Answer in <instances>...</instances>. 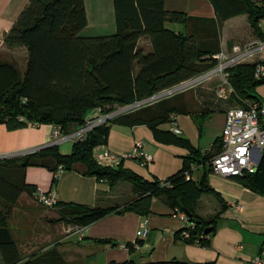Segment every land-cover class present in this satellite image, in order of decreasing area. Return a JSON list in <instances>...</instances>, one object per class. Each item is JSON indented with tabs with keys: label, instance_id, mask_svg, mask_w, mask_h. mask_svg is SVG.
I'll return each instance as SVG.
<instances>
[{
	"label": "trees",
	"instance_id": "1",
	"mask_svg": "<svg viewBox=\"0 0 264 264\" xmlns=\"http://www.w3.org/2000/svg\"><path fill=\"white\" fill-rule=\"evenodd\" d=\"M217 18L191 15L184 10L168 9L165 0H113L116 29L110 34L85 35L87 25L85 0H29L12 26L4 33L7 46L25 45L28 62L22 72L17 65L0 55V122L9 129L37 123L61 126L63 133L87 121L90 110L99 107L103 114L119 106L150 97L176 86L213 68L220 52V31L224 21L247 13L251 26L264 39L260 25L264 17V0H210ZM170 23L180 24L176 29ZM257 61L239 62L227 68L228 79L234 86L239 105L259 98L252 90L264 83L254 76ZM186 90L160 97L120 113L102 122L82 138L76 139L69 152L52 143L24 154L0 158V249L6 264H69L57 244L37 250L23 258L10 226L14 206L23 191L34 194L37 186L28 182L13 185L7 180L2 166H46L56 172L80 169L85 174L107 180L111 185L127 180L136 197L124 205L93 206L57 200L56 221L86 225L113 211L134 210L148 214L154 197L162 198L172 207L191 212L194 221L189 236L178 235L191 242L210 244L218 215L206 219L196 212L203 193H213L226 205L221 193L209 183L212 158L221 151L223 138L217 136L209 149L195 146L189 137L162 123L171 121L173 114L191 113L198 121L200 133L203 121L215 108L204 106L200 111L190 108L183 95ZM217 94V93H216ZM214 107V106H213ZM113 123L148 124L157 140L175 143L189 149L183 165L165 179L144 177L124 166L100 163L94 154L98 144L107 143ZM193 164L202 172L193 177ZM190 172L191 177H187ZM238 179L247 187L264 194V155L254 172H244ZM58 181L56 174L52 186ZM215 224L210 232L206 227ZM107 241L108 239H99ZM138 243L142 241L138 239ZM133 250V242H126ZM106 264H126L110 261ZM158 264H188L186 260L168 259Z\"/></svg>",
	"mask_w": 264,
	"mask_h": 264
},
{
	"label": "crops",
	"instance_id": "2",
	"mask_svg": "<svg viewBox=\"0 0 264 264\" xmlns=\"http://www.w3.org/2000/svg\"><path fill=\"white\" fill-rule=\"evenodd\" d=\"M28 1L0 0V55L4 54L5 57L2 56L4 59L14 62L17 66L25 64L27 66V47L7 46L4 42V33L12 26ZM165 6L168 9L187 11L191 15L217 18L210 0H165ZM85 7L87 25L82 30L83 34L100 35L115 31L113 0H85ZM170 25L176 29L182 27L177 23ZM260 25L264 29L261 21ZM220 38L222 50L229 49L235 44L245 46L251 41L263 39L251 26L247 13L226 19L220 31ZM253 57L251 62L264 60V49L256 52ZM203 93L200 90L201 96H197L195 93L186 92L183 98L188 105H191L193 99L201 98V102H207L204 106L222 110L225 114L226 109L230 107L229 102L214 104L212 103L214 97L212 99L211 95H202ZM209 117L207 116L203 121L202 134L195 116L186 112L173 114L174 119L162 123L161 126L173 130H175L173 126L179 128L178 133L189 137L195 146L206 150L212 146L215 138L221 135L219 133L214 137L208 134ZM51 124L35 123L9 129L5 123L0 122V158L24 154L31 148L52 144L49 141ZM137 139L142 140V148L152 153L154 159L145 165L139 158L130 157L124 159L123 164L149 179L163 180L177 171L183 165L184 155L189 152L187 147L157 140L152 128L144 123L135 125L113 123L108 141L102 145L112 152L121 154L132 150ZM75 140L76 138H67L57 143L63 152H69ZM2 167L5 177L13 185L20 186L28 182L36 185L37 188L55 190L58 200L66 202L104 207L121 206L137 195L131 182L130 185L123 186L122 183L127 180L111 185L107 180L85 174L80 169L62 168L54 172L41 165H28L25 170L21 166ZM193 170L191 175L194 178L202 172V168L198 169L194 164ZM54 174L57 175L58 181L52 186ZM209 183L221 193L226 203L223 206L213 193L208 192L203 193L198 200L196 212L201 217L210 219L218 215L216 225L210 224L216 227L210 237L209 245L181 238L178 231L185 225L184 220L175 215L172 211L173 207L160 197L153 198L152 209L148 214L134 210L113 211L80 226L79 230L71 233L65 231L68 224L63 221L61 222L65 225L60 230L54 229L53 232V209L49 207L38 209L39 214L33 217L34 226L24 228L25 232L19 236L16 233V216L21 212L19 217L26 216L25 222L33 219L28 217L33 211L32 206H28L32 203V195L23 191L14 206L10 226L23 258L34 251L53 247L56 243L69 264H106L110 261L126 264H158L173 258L186 260L188 264H242L245 259L264 248V194L245 186L238 176H224L210 172ZM238 203H242V207L239 208ZM142 223L148 227V233L140 238L142 243L139 247H134L131 251L123 244L138 239V231ZM101 238L108 240H99ZM0 264H6L1 249Z\"/></svg>",
	"mask_w": 264,
	"mask_h": 264
},
{
	"label": "built area",
	"instance_id": "3",
	"mask_svg": "<svg viewBox=\"0 0 264 264\" xmlns=\"http://www.w3.org/2000/svg\"><path fill=\"white\" fill-rule=\"evenodd\" d=\"M234 49L235 52L233 54H229L225 50L215 53L214 56L218 59V62L214 68L182 83L189 84L197 80V82H200L221 71L223 83L217 85L216 93L218 97L221 98L230 97L233 93H236V90L228 79L227 68L239 62H251L254 54L264 49V39L251 41L242 47L240 45H235ZM254 76L257 79L264 78V60H257L254 68ZM124 107L123 109L120 108V110L106 114H103L99 107L90 110L86 116V123L73 133H63L61 126L58 124H51L52 131L49 141L57 143L67 138H82L90 129L107 121L108 117H112L117 114L118 111L128 108V106ZM30 124H32V122H30ZM173 128L175 131L179 132V128L175 126H173ZM221 136L223 138V147L221 151L212 158V172L224 176H238L244 172H254L264 155V97L254 98L252 100L249 99L245 105L228 107L225 112V122ZM142 145V140L137 139L132 150L121 154L112 152L104 145V149L95 155L98 161L103 164L118 165L126 158L137 157L142 164L146 165L154 159V156L152 153L145 151ZM38 148L41 147L37 146L31 148L28 152ZM62 168V165H60L59 169ZM187 177H191L190 172H187ZM34 196L39 202L49 208L54 207L58 200L55 190L37 188L34 191ZM242 205V203L237 204L239 208L242 207ZM172 211L175 215H178L184 220L185 225L183 226L182 234L184 236H189V228L194 226V221L189 218L185 210L178 206L173 207ZM80 226L82 225L68 224L65 231L71 233L74 232V230H79ZM147 233L148 227L145 223H142L138 231V239L146 236ZM138 239L133 242L135 247H139L140 245ZM123 245L128 248L126 243ZM242 264H264V248L254 256L245 259Z\"/></svg>",
	"mask_w": 264,
	"mask_h": 264
},
{
	"label": "rangeland",
	"instance_id": "4",
	"mask_svg": "<svg viewBox=\"0 0 264 264\" xmlns=\"http://www.w3.org/2000/svg\"><path fill=\"white\" fill-rule=\"evenodd\" d=\"M261 22L264 24V18L261 19ZM235 45H239V44H235ZM235 45H233V47L231 46L232 48L230 47L229 49H226L225 51L227 53H229V54H233L235 52V49H234ZM2 56H4V54H2ZM17 67L20 69V71L23 72L25 67H26V64L25 65H19ZM221 74H222L221 71H219V72L213 74L211 77L206 78V79H204V80H202L200 82H197L198 81L197 80V81H193L194 83L192 82V83H189V84L180 83V84H178L176 86H173L174 88L171 87L173 89L167 88V89L164 90V92L161 91L162 92L161 94L162 95H165L167 93L173 94V93H176V92H179V91H182V90H186L188 94L195 93V94H197V96H201L200 95V90H201V93H202V91L204 92L202 95H211L212 99L214 97V99L212 100V103H214V104H217V102L218 103L219 102H221V103H223V102H227L228 103L229 102L228 104H230V106L239 105V104H237L236 101L235 102L231 101V99L227 100V99H219L218 98V95L216 94V89H217L216 87H217L218 84L223 83V79L221 77ZM177 86L178 87L182 86V87L177 89V88H175ZM168 89H170V90H168ZM252 93L257 95V96H259V97H264V83L260 84L257 87H255L252 90ZM169 94H167V95H169ZM231 98L233 99L235 97L234 96L232 97V95H231ZM200 99L201 98L192 100V103H191L190 107L194 111L202 110L203 106L205 104H207V102H201ZM197 100H199V101H197ZM124 106H126V105H124ZM124 106H119L117 109H115V111L116 110H120V108L121 109L125 108ZM135 107L136 106L128 105V108H126L124 110H121V111H118V113L113 115L112 117H114V116H116V115H118L120 113L129 111V110H131V109H133ZM209 116L210 117L208 118V128H209V133L208 134H211V136L216 137V135H218L219 133L220 134L222 133L223 126H224L225 114H224V112L222 110L216 109L213 112H211V114ZM112 117H108V119L112 118ZM80 127H82V126L72 127V128H70L68 130L67 133L73 132L74 130L79 129ZM103 149H104V145H102V144L96 145L95 148H94V154H97L98 152H100ZM6 157H8V156H6ZM1 158H3V157H1ZM122 184L124 186L126 184L130 185L131 183L129 181H124ZM31 195H32V197H31L32 203L30 205L28 204V206H30V207L32 206L33 211L28 214V217L33 218L35 214L36 215L39 214L40 211L38 209L42 210V209L46 208V206H44L41 202H39V200L34 196V194H31ZM22 207L23 206H20V208H22ZM20 214H21V212L18 214V216H16V228H17V232L16 233L19 236H21L20 234H23L25 232L24 228L27 229L28 227L34 226L33 224L35 223V221H34L35 219L34 218L32 220H29V221L25 222V217L26 216L24 218L23 217H19ZM55 217H58V212L53 208V232H54V229L57 228L58 230H60L61 227L65 225L61 221H56L54 219ZM46 219H47L46 216H44V220L47 222ZM32 222H33V224H32ZM20 228H22V229H20Z\"/></svg>",
	"mask_w": 264,
	"mask_h": 264
},
{
	"label": "water",
	"instance_id": "5",
	"mask_svg": "<svg viewBox=\"0 0 264 264\" xmlns=\"http://www.w3.org/2000/svg\"><path fill=\"white\" fill-rule=\"evenodd\" d=\"M177 87H178V86H177ZM173 88H174V87H173ZM173 88H170V89H173ZM175 88H176V87H175ZM170 89H168V90H170ZM162 92H164V90H163ZM162 92H159V93L153 94L152 96L147 97V98H144V99H142V100H137V101H135V102H133V103H131V104H128V105H131V106H139V105H141V104H145V103H147V102H153L154 100H156V99H158V98H160V97H163V96H166L167 94H169V93H167V94H165V95H161ZM128 105H126V106H128ZM107 119H108V118H107ZM46 145H47V144H45V145H43V146H40V147H44V146H46ZM28 151H29V150H28ZM28 151H27V152H28ZM30 151H31V150H30ZM25 153H26V152H25ZM3 157H6V156H3ZM186 212H187L188 215L191 214V212L188 211V210H186ZM213 228H214V225H210V226L206 227L205 231L208 233V232H210Z\"/></svg>",
	"mask_w": 264,
	"mask_h": 264
},
{
	"label": "bare ground",
	"instance_id": "6",
	"mask_svg": "<svg viewBox=\"0 0 264 264\" xmlns=\"http://www.w3.org/2000/svg\"><path fill=\"white\" fill-rule=\"evenodd\" d=\"M182 86L176 87L177 89L181 88ZM162 95V94H161Z\"/></svg>",
	"mask_w": 264,
	"mask_h": 264
}]
</instances>
